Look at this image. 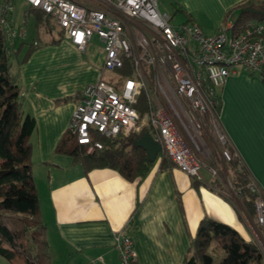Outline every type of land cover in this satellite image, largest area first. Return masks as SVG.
Segmentation results:
<instances>
[{"label": "crops", "instance_id": "crops-1", "mask_svg": "<svg viewBox=\"0 0 264 264\" xmlns=\"http://www.w3.org/2000/svg\"><path fill=\"white\" fill-rule=\"evenodd\" d=\"M241 1L174 0L172 6L183 11L178 25L188 20L212 36L225 13ZM229 16L224 25L231 24ZM50 42L59 44L63 54L48 60L41 52L32 53L20 67L18 88L21 109L34 120L31 138L36 148L31 147L30 159L39 157L42 174L36 181L32 163L31 174L50 264H118L112 239L117 231L130 239L136 264H183L204 217L229 226L245 242L261 248L263 232L236 193L227 197L206 173L208 179L196 181L194 188L191 178L165 159L163 166L155 163L141 180L127 182L109 169L84 174L68 156L55 153L82 88L98 79L109 81L111 75L101 71L99 42L98 65L90 72H79L78 67L77 72L59 71L77 66L91 41L82 52L63 36ZM217 94L218 123L226 145L248 178L264 188V84L255 74L236 68ZM71 96L76 99L56 103Z\"/></svg>", "mask_w": 264, "mask_h": 264}, {"label": "built area", "instance_id": "built-area-1", "mask_svg": "<svg viewBox=\"0 0 264 264\" xmlns=\"http://www.w3.org/2000/svg\"><path fill=\"white\" fill-rule=\"evenodd\" d=\"M53 21L78 51L94 37L100 43L101 71L111 75L98 79L80 92L66 130L86 154L101 150L94 136L104 139L126 137L147 129L159 145L155 163L166 159L180 172L203 181L200 168L217 177L212 167H202L192 145L204 128L206 135L223 145L222 163L235 155L225 148L218 123L217 90L235 69L255 74L264 84V22L253 23L234 38L226 36L232 24L206 36L194 24H169L166 14L156 9V0H25ZM12 13L9 3L0 1V29L9 53L15 34L8 28ZM11 53H14L11 52ZM128 63L130 78L116 74ZM142 97V117L135 109ZM213 131V133H212ZM191 142V143H190ZM254 195L255 223L264 234V188L248 178ZM118 264H136L130 239L121 231L113 234Z\"/></svg>", "mask_w": 264, "mask_h": 264}, {"label": "trees", "instance_id": "trees-1", "mask_svg": "<svg viewBox=\"0 0 264 264\" xmlns=\"http://www.w3.org/2000/svg\"><path fill=\"white\" fill-rule=\"evenodd\" d=\"M0 1L8 3L9 0ZM178 9L176 12L183 14V11ZM230 12H235L236 15L227 32H230V38H234L251 24L264 22V0H242L225 13L223 26ZM29 13L33 16L36 32L42 29L50 31L53 27L58 30V35L62 36V31L49 16L30 7L27 11V14ZM185 23L192 24L188 20ZM49 43L56 44V42ZM35 47L36 45H30L26 49L23 61H27L30 51ZM9 48L5 35L0 29V256L9 262L19 259L22 264H49L45 228L39 219L38 200L31 174V145L27 142V137L34 129V120L28 115L24 117L21 115L20 92L7 64ZM21 48L20 43L13 54L19 53ZM116 74L122 78H130L128 63H125ZM75 99L76 96H71L57 100L56 103L64 104ZM135 109L142 117L145 106L141 96ZM219 109L220 103L218 114ZM145 133L147 129L142 128L139 133L126 137L104 139L94 136V141L102 145L101 150L86 154L84 146L77 144L75 138L65 131L55 147V153L68 156L71 163L79 165L84 174L93 169H109L127 182L139 181L155 164V162L148 163L145 153L133 147V143ZM225 148L232 156L226 144ZM216 155L219 160V155L217 153ZM164 162L165 159H161L160 166H163ZM225 166V169L230 171L232 190L236 192L249 218L255 221L254 195L247 188V173L236 158H231ZM191 180V185L196 188V180L192 178ZM213 184L218 188L215 181ZM212 243L223 253V257L216 264H263L264 262L260 249L254 243L245 242L229 226L204 217L196 228L183 264H213L207 254Z\"/></svg>", "mask_w": 264, "mask_h": 264}, {"label": "rangeland", "instance_id": "rangeland-1", "mask_svg": "<svg viewBox=\"0 0 264 264\" xmlns=\"http://www.w3.org/2000/svg\"><path fill=\"white\" fill-rule=\"evenodd\" d=\"M8 3L12 7V13L7 18L8 28L11 32L15 34V37L11 42L10 51L11 52L15 51L16 47L20 43L22 44V48L17 54H13L11 52L9 53L7 57V64L9 66V72L14 77V79L16 78L18 88L21 90V85L19 82L20 67L25 62L22 60V58L26 49L30 45H36V47L32 48L29 55H31L34 52H41V55L44 56L45 58H48V60L50 58L56 59V57L61 56L63 54L64 49L58 46L59 44L51 45V43H49L50 41H58L59 39L58 30L56 28L49 27L51 28L50 31H46L44 29L40 30L39 32L35 31L34 19L30 13L27 14L29 7L26 4L25 0H9ZM173 3L174 0H156V9L160 14H166L168 16L169 24L171 26H177L181 22L182 19L181 17L184 16H182L181 12H176L173 9L172 6L174 5ZM176 9L179 10L178 7H176ZM230 13H229L230 16L229 15L228 16H229V20L231 21L234 19L236 13L233 12L231 14ZM222 25L223 22L221 23V26L217 31H222L223 28ZM204 33L205 35H209V33L208 34L206 32ZM229 34L230 32H226L227 37L229 36ZM64 40L68 41L65 38ZM90 44L91 47L86 51V53L81 54L78 52L79 54H81L80 58L78 59L80 65L77 64V66H73V67L71 66L69 70L65 67L63 70H60L59 72H77L76 70L77 67L79 72L81 71L90 72L91 70L95 69V67L97 68L98 65L97 55H98V48L100 46L97 39L94 37L91 39ZM74 49L76 50V48ZM33 58L30 62H33ZM105 74L106 76H109L108 73ZM20 101H22V99H20ZM21 115L24 117L28 114L24 112L23 109H21ZM207 133L211 134L209 129L207 130V128H204V131L202 130L200 133L199 140L197 139L194 140V143L198 150H196L193 145L192 147L196 152V156L199 158L200 162L202 163L203 168L212 166L217 171L218 173L217 177L215 178L210 177L211 181L216 182V184L220 188L219 190L222 191L223 194H225L227 197L233 198L235 195L230 186V171L225 169L226 168L225 163H222L220 159L218 160L216 155V153L219 154L221 148H223V145L217 139L211 140L212 143L209 142L208 139L206 138ZM27 142L31 145L32 148L33 147L36 148V142L34 139L31 138V134L27 137ZM32 158H33L32 160L30 159L31 161L30 163L34 165L33 175L36 177L35 180L38 181L39 178L37 176L38 175L40 176L42 174L38 169V167H41V163L38 156ZM218 161L220 162L218 163ZM199 172L202 178L206 180L208 179V177L205 174L206 172L203 171V169L200 168ZM260 250L264 259L263 242H261ZM207 254L211 257L213 264H216L223 257L222 251L216 248L214 243H212L209 249L207 250ZM50 263H51V259L49 255V264ZM0 264H22V261L19 259H14L12 262H9L0 256Z\"/></svg>", "mask_w": 264, "mask_h": 264}, {"label": "water", "instance_id": "water-1", "mask_svg": "<svg viewBox=\"0 0 264 264\" xmlns=\"http://www.w3.org/2000/svg\"><path fill=\"white\" fill-rule=\"evenodd\" d=\"M133 147L142 150L146 155L147 162L150 164L155 162L157 154L159 153V145L147 133L136 140L133 143Z\"/></svg>", "mask_w": 264, "mask_h": 264}]
</instances>
